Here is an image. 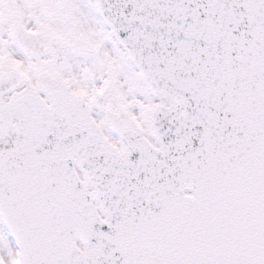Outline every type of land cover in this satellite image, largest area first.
Listing matches in <instances>:
<instances>
[{"label":"snow or ice","instance_id":"1","mask_svg":"<svg viewBox=\"0 0 264 264\" xmlns=\"http://www.w3.org/2000/svg\"><path fill=\"white\" fill-rule=\"evenodd\" d=\"M0 264H264V0H0Z\"/></svg>","mask_w":264,"mask_h":264}]
</instances>
